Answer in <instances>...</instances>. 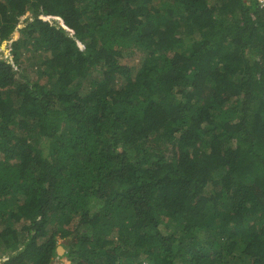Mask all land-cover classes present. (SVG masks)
I'll return each mask as SVG.
<instances>
[{
    "label": "trees",
    "instance_id": "1",
    "mask_svg": "<svg viewBox=\"0 0 264 264\" xmlns=\"http://www.w3.org/2000/svg\"><path fill=\"white\" fill-rule=\"evenodd\" d=\"M3 44L0 264H264L258 0H0Z\"/></svg>",
    "mask_w": 264,
    "mask_h": 264
},
{
    "label": "rangeland",
    "instance_id": "2",
    "mask_svg": "<svg viewBox=\"0 0 264 264\" xmlns=\"http://www.w3.org/2000/svg\"><path fill=\"white\" fill-rule=\"evenodd\" d=\"M22 23H24V22L22 21ZM7 49H8V45L7 44H3L2 47L0 48V53L4 52V53H6L8 55ZM184 51H185L184 53H186V54H188V52H189L186 49ZM144 58H145V54L143 53V51L142 52H137L134 55H132L129 59H127L126 63L128 65H130L131 67H134V68L138 69L141 66ZM28 64L31 65V68H35V66H34L35 62L34 61H29ZM28 71L31 72V69H29ZM86 86L88 87L89 85H88V83L84 82L83 87H86ZM66 261H67L66 258L57 259V260H55L54 264H65Z\"/></svg>",
    "mask_w": 264,
    "mask_h": 264
},
{
    "label": "built area",
    "instance_id": "3",
    "mask_svg": "<svg viewBox=\"0 0 264 264\" xmlns=\"http://www.w3.org/2000/svg\"><path fill=\"white\" fill-rule=\"evenodd\" d=\"M258 4L260 9L264 11V0H258Z\"/></svg>",
    "mask_w": 264,
    "mask_h": 264
},
{
    "label": "water",
    "instance_id": "4",
    "mask_svg": "<svg viewBox=\"0 0 264 264\" xmlns=\"http://www.w3.org/2000/svg\"><path fill=\"white\" fill-rule=\"evenodd\" d=\"M4 47V46H3ZM59 254H62L63 253V249L62 248H59Z\"/></svg>",
    "mask_w": 264,
    "mask_h": 264
}]
</instances>
